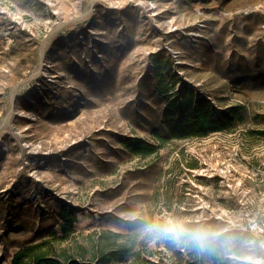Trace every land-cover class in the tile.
Returning a JSON list of instances; mask_svg holds the SVG:
<instances>
[{
	"label": "rangeland",
	"instance_id": "rangeland-1",
	"mask_svg": "<svg viewBox=\"0 0 264 264\" xmlns=\"http://www.w3.org/2000/svg\"><path fill=\"white\" fill-rule=\"evenodd\" d=\"M183 84L242 119L162 138ZM63 206L83 236H134L137 208L264 213V0H0V264ZM133 238L118 264H196Z\"/></svg>",
	"mask_w": 264,
	"mask_h": 264
},
{
	"label": "trees",
	"instance_id": "trees-1",
	"mask_svg": "<svg viewBox=\"0 0 264 264\" xmlns=\"http://www.w3.org/2000/svg\"><path fill=\"white\" fill-rule=\"evenodd\" d=\"M172 96L164 113L167 135L162 138L205 136L223 131L232 122L242 119V106L215 108L184 84ZM125 144L139 155H149L156 150L155 146L137 138H130ZM58 218V229L52 224L33 231L26 241L17 245L10 264H118L133 250L134 236L106 231L86 236L76 234L75 213L67 206L60 208Z\"/></svg>",
	"mask_w": 264,
	"mask_h": 264
},
{
	"label": "clouds",
	"instance_id": "clouds-1",
	"mask_svg": "<svg viewBox=\"0 0 264 264\" xmlns=\"http://www.w3.org/2000/svg\"><path fill=\"white\" fill-rule=\"evenodd\" d=\"M118 223L149 246L188 254L196 264H264V213L218 216L137 208L129 210Z\"/></svg>",
	"mask_w": 264,
	"mask_h": 264
}]
</instances>
